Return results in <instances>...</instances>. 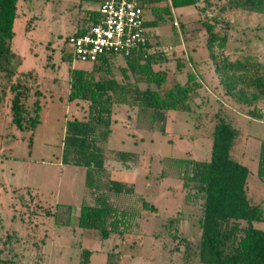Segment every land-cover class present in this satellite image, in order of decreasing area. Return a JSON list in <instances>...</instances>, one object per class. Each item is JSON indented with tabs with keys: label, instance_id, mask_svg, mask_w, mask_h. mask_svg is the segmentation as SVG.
Segmentation results:
<instances>
[{
	"label": "rangeland",
	"instance_id": "obj_1",
	"mask_svg": "<svg viewBox=\"0 0 264 264\" xmlns=\"http://www.w3.org/2000/svg\"><path fill=\"white\" fill-rule=\"evenodd\" d=\"M101 2L16 4L11 50L21 66L10 83L0 73V264H79L84 250L91 253L89 264H186V245L195 252L200 240L202 199L191 184L179 180L172 162L209 161L218 118L237 131L231 155L249 170V200L264 211V184L257 178L264 93L256 87L264 83V13L230 7V0H198L195 7L176 9L169 23L148 30L149 53L156 59L152 68L165 74L162 89L183 84L188 72L200 83L187 102L189 112H167L162 133L151 110L117 105L110 135L100 145L105 167L96 179L125 183L134 191L112 197L114 205L141 209L142 197L156 211L142 210L138 226L125 237L111 235L104 241L99 232L78 228L80 207L92 204L87 170L63 165L62 146L66 123L83 121L87 110L86 103L68 100L69 71L90 72L92 64L75 61L65 40L88 29L93 13L99 18ZM167 5L168 0L160 4ZM143 11L144 20L151 21V13ZM203 24L219 40L225 38L224 45L218 40L209 51ZM112 60L113 77L122 82L124 59ZM238 63L243 70L235 67ZM223 65L233 68L226 77L216 72ZM15 81L28 90L24 107L27 118L38 117L34 130L11 123L9 87ZM117 153L137 159L126 166L114 160ZM253 227L264 232L263 223Z\"/></svg>",
	"mask_w": 264,
	"mask_h": 264
},
{
	"label": "trees",
	"instance_id": "obj_2",
	"mask_svg": "<svg viewBox=\"0 0 264 264\" xmlns=\"http://www.w3.org/2000/svg\"><path fill=\"white\" fill-rule=\"evenodd\" d=\"M19 0H0V73L10 83L21 66V59L11 50L15 37L16 4ZM26 1V0H22ZM167 0H141L143 10H148L153 19L145 20V29L158 28L161 24L172 21V10L195 7L198 0H168L170 5L160 6ZM230 7L264 13V0H230ZM90 27L98 22L95 13L88 21ZM89 27V28H90ZM208 33L207 49L212 50L219 40L209 24H203ZM88 28V29H89ZM88 29L77 32L83 35ZM175 33V28L172 26ZM144 54L146 58H123L125 67L120 69L122 82L113 77L112 63L101 59L92 65L90 72L72 69L69 71L68 100L87 104L86 118L83 121H68L65 126L62 146V164L82 167L87 170L86 186L89 189L92 204L82 205L79 209L78 228L99 232L102 240L111 235L125 237L132 234L138 226L142 210L155 208L149 206L139 197L141 209L123 208L114 205L112 197H129L134 191L131 185L109 180L105 183L96 179L105 167V158L100 145L104 143L112 126L113 110L117 105L130 109L145 108L152 111L154 123L164 132L163 125L169 111L189 112L187 104L190 96L201 89L195 74L186 73L183 84H175L163 90L165 74L155 72L156 59L149 53L150 35ZM225 38L219 40L224 45ZM211 58H214L210 54ZM243 70V65L236 64ZM177 69L180 66L177 64ZM232 66H219L216 72L224 77ZM224 71V73H222ZM105 75L106 80L97 79L95 75ZM146 85L143 90L139 85ZM153 87V88H152ZM264 93V83L256 84ZM9 93L11 123L20 130H34L38 124L37 115L27 118L24 107L28 99V90L20 82L10 84ZM37 94V93H36ZM38 95V94H37ZM39 103L35 102L37 113ZM255 116L260 119V116ZM238 134L223 118L217 119L212 134L210 159L197 162L191 159L173 160L178 178L184 185L191 184L201 196V216L199 219L200 240L196 251L187 244L184 261L189 264H264V232L253 224H264V211L260 205L250 202L247 178L249 170L232 155V147ZM114 160L128 165L137 159L135 155L117 153ZM95 178V181H93ZM257 178L264 184V142L260 144ZM245 223V227H241ZM91 253L84 250L79 264H89Z\"/></svg>",
	"mask_w": 264,
	"mask_h": 264
},
{
	"label": "built area",
	"instance_id": "obj_3",
	"mask_svg": "<svg viewBox=\"0 0 264 264\" xmlns=\"http://www.w3.org/2000/svg\"><path fill=\"white\" fill-rule=\"evenodd\" d=\"M98 13L94 26L65 40L75 61L93 65L116 56L146 58L148 39L141 0H102Z\"/></svg>",
	"mask_w": 264,
	"mask_h": 264
},
{
	"label": "crops",
	"instance_id": "obj_4",
	"mask_svg": "<svg viewBox=\"0 0 264 264\" xmlns=\"http://www.w3.org/2000/svg\"><path fill=\"white\" fill-rule=\"evenodd\" d=\"M18 3V2H17ZM175 10H172V13H174Z\"/></svg>",
	"mask_w": 264,
	"mask_h": 264
}]
</instances>
